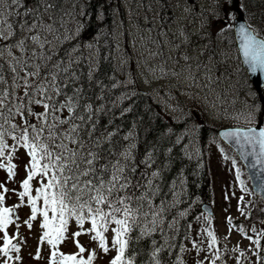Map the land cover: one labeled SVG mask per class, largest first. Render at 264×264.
<instances>
[{"label":"snow or ice","instance_id":"6c2138e0","mask_svg":"<svg viewBox=\"0 0 264 264\" xmlns=\"http://www.w3.org/2000/svg\"><path fill=\"white\" fill-rule=\"evenodd\" d=\"M113 3L115 0H0V169L6 170L7 179L14 181L18 165L13 160L18 159L17 152L23 149L29 158L24 164L20 191L10 190L6 182H0V264L21 260V245L26 241L19 231L20 218L13 213L23 206L30 209L23 221L29 230L38 216L42 217L34 258H42L41 247L47 244L48 264H93L96 250L85 258L82 254L87 249L77 238L90 235L91 241L97 242V247L107 254L109 230L111 249L116 253L109 264H186L182 256L172 258L180 218L189 211L177 210L183 180L179 182L180 191L176 190L175 181L169 191L164 190L170 179L166 170L174 162L173 147L184 136H176L173 141V128L166 126L167 131L161 137L149 142L146 129H150L151 122L145 124L136 103L142 97L135 68L137 65L142 70L147 68L144 83H150L147 77L155 76L157 70L160 73L157 79L178 78L180 72L167 71V62L158 68L148 65V59L161 56L162 51H149L143 63L134 61L125 51L119 60V74L115 68L106 70L104 62L115 58L110 53L101 55V40L105 48L110 47L108 40L118 41L121 35L114 29L124 24L123 19L117 22L106 18ZM233 4L237 0H214V10L204 27L213 32L217 30L214 25H222L218 29L221 32L236 27L239 48L249 70L264 73V36L250 23H239L238 27L232 23L239 20ZM105 26L104 33L94 30ZM149 40L155 43L151 37ZM115 47L120 48V44L117 42ZM191 59L190 55L183 56L188 66L185 80L191 82L188 88L193 92L194 108L199 69L203 67L205 72L211 69L198 61V71L193 74ZM207 79L211 81L212 77ZM215 82H219L218 76ZM254 83L256 99L244 117L249 126L230 128L220 135L237 145L250 147L251 152L245 158L255 157L252 166L259 164L264 168V90L259 78ZM169 108L173 112L179 108L186 117L185 124L195 119L191 110L179 105ZM165 139L172 147L163 143ZM232 164L241 190L248 193L235 159ZM34 180L39 185L35 189ZM260 188L264 190V185ZM10 191L18 195L19 203L6 207L5 198ZM169 196L174 199L169 201ZM244 199L241 195L239 202ZM238 210L247 218L246 206ZM73 220L78 230L70 233L69 224ZM211 220L210 214L204 217L206 247L203 239H192L191 249L183 244L178 246L182 253L195 250L197 256L210 254L196 259L195 264L218 261L225 264ZM227 222L230 234L234 227L231 216ZM86 223L90 227L85 228ZM12 225L16 231L10 235ZM190 227H185L186 239ZM238 230L254 245L249 250L256 259L251 260L239 245L232 249L225 245V252L238 253L236 264H243V260H248V264H264L261 255L264 231L257 232L253 226L254 237L243 226ZM157 233L162 242L154 236ZM69 237L78 251L66 254L60 246Z\"/></svg>","mask_w":264,"mask_h":264},{"label":"rangeland","instance_id":"374dc122","mask_svg":"<svg viewBox=\"0 0 264 264\" xmlns=\"http://www.w3.org/2000/svg\"><path fill=\"white\" fill-rule=\"evenodd\" d=\"M120 2L122 11L119 12L118 21L123 19L124 24L116 28V32L121 33L117 41L120 48L116 50L117 74L120 71L119 60L124 56L125 51L132 56L134 61L140 63H143L147 58L149 51H162L161 56L148 59V65L158 68L167 62V71L180 72L178 78L168 76L157 79L160 77L157 70L155 76L147 77L150 83H144L147 68L142 70L139 65L135 68L139 88L148 91L162 105L161 109L164 110L167 117H172V120L180 122H184L186 118L181 114L179 108L173 112L169 105H179L194 113L195 119L189 120L187 124L184 123L186 127H182L179 136H184V139L181 140L184 155L188 153L185 156L192 163H196L194 174L201 167L202 171L209 174V178L213 180L214 196L210 202L214 213L211 215V227L218 237L217 247L224 254L225 264H236L235 256L238 255L231 251L225 252V245L227 249L239 245L240 249L244 250L248 257L254 261L256 257L249 250L254 245H251V242L238 229L243 226L248 235L254 237L255 234L251 231L253 226L257 232L264 231V223H261L264 221V213L261 212V209H264V203L256 196L249 172L242 164L238 153L218 136V130L223 127L249 126L244 117L249 111L253 99H256L255 88L244 71L233 36L227 29L223 32L219 31L218 29L222 25H214L217 29L215 32L204 27L214 10V0H195V4H193V0H120ZM125 29L127 30L126 34ZM149 37L155 43L150 42ZM186 54L192 58L191 71L193 74L198 71L196 66L198 61L201 66L206 65L211 69L210 72H205L203 67L199 69V77L196 81L198 91L194 108L193 92L188 88L191 82L185 80L188 75V66L183 61V56ZM177 60H179V66H177ZM208 76L212 77L211 81L207 79ZM217 76L218 83L215 82ZM201 84L209 86L200 87ZM194 127L195 130H193ZM8 143L12 144V141L9 139ZM221 148L224 149V152L220 151ZM17 156L18 159L13 160V163L18 165L14 181L8 180L6 170L0 169V182H6V186L10 190L14 188L18 192L21 190L20 181L25 177L24 164L29 158L23 149L17 152ZM225 156L228 158L225 159ZM233 159L237 162L236 167L241 170V179L245 181L249 189L248 193L241 190L239 181L235 178ZM181 180L182 178L175 181L177 182V191H180L179 182ZM184 185L185 181L183 180V189ZM38 186L34 180L33 189ZM241 195L245 198L244 202H239ZM178 198L181 199L182 195ZM18 203V195L10 191L6 195L4 206L12 207ZM245 206L246 212H248L247 218L245 215H241L238 210L239 207ZM29 211L27 206H23L13 213L14 217L18 215L20 218L18 221L19 231L26 241L21 245L19 253L21 260L15 261L14 264H48L50 250L47 244L41 247L42 258L39 260L34 258L41 233L40 218L38 216L37 221L33 222V228L29 230L23 223L28 218ZM207 215L209 214L203 210L193 214L185 247L191 249L192 239L198 241L203 239L206 247L207 238L203 235V228L207 226L204 221V217ZM228 216L232 217L234 226L230 234ZM84 227L88 228L89 226L85 224ZM77 230L78 226L74 221H71L69 232ZM15 231V225L9 227L10 235ZM108 236L110 251L107 254L97 247V242L91 241L90 235L85 234L78 237L77 239L87 249L82 255L87 258L88 253L95 249L97 256L93 264H109L110 259L116 253L111 249V230H109ZM225 237L227 239H224ZM261 247L264 248V238L261 240ZM60 250L66 254L78 251L71 237L60 246ZM206 254L210 255L201 253L197 256L195 250H192L182 253V257L186 264H195L196 259H200ZM261 255L264 256V251L261 252ZM217 264H222V262L218 261ZM243 264H248V260H243Z\"/></svg>","mask_w":264,"mask_h":264},{"label":"trees","instance_id":"16d2710c","mask_svg":"<svg viewBox=\"0 0 264 264\" xmlns=\"http://www.w3.org/2000/svg\"><path fill=\"white\" fill-rule=\"evenodd\" d=\"M116 3V0H115ZM242 5L245 7V11L247 13L248 19L252 21L255 18L258 19V21L264 23V0H242ZM116 6L114 3L112 4V7L108 9V12L106 14V18L110 20H115L118 22V16L116 12ZM254 17H253V16ZM113 18V19H112ZM252 18V19H251ZM95 31L104 33L107 31V27L95 29ZM116 28L114 29V31ZM264 28H261V30H258L261 35H264ZM262 32V33H261ZM108 44L110 47L105 48L103 46V40H101V55H108L111 54L112 57L115 58L114 50H115V40L109 39ZM113 50V51H112ZM106 70H110L112 68L116 69V59H110L104 62ZM140 97L142 99L138 98L136 103L140 105L139 112L144 117L145 124H148V122H151L150 129H146L148 133V140L149 142H154V137H161L166 131L167 127L173 128V135L172 140L174 141L176 136H179L182 127L185 128L186 125L184 122H180L177 120H170L165 115L164 110L161 109V106L156 100L153 98V96L147 92L144 93L140 90ZM151 108V111H148V109ZM148 111V112H147ZM157 113H159V118H157ZM167 126V127H166ZM144 139V136L141 135V140ZM182 142V141H181ZM176 145L173 147V163L171 166L166 170L168 177L170 178L167 181V187H165V192L169 191L171 188V185L173 181H177L182 178V180L185 181L183 193H181L182 198L181 203L177 205V209L183 211L184 209L188 208V215L185 217L180 218V231L175 236V244L177 247L172 249V252L174 253V256L172 258H175L176 255L182 256V252L179 250V245L183 244L186 240L184 236L185 227L187 225H190L192 223L193 214L200 212V204L203 201H212L214 194L212 193L213 189V180L209 178V174L204 173L201 169V167L196 170V173L194 174L196 163H192L190 159L184 155L183 151V144ZM163 143L167 147H172V143H170L167 139L163 141ZM143 147H147V145H144ZM141 151L143 148L140 149ZM203 166V165H202ZM195 167V168H194ZM213 185V186H212ZM174 197L169 196L168 200H173ZM194 201V203H193ZM262 212V211H261ZM264 213V212H262ZM237 221V219H234ZM185 222V224H184ZM189 229H187L188 232ZM158 238V242H162V238L159 237V234H154Z\"/></svg>","mask_w":264,"mask_h":264},{"label":"water","instance_id":"95a60500","mask_svg":"<svg viewBox=\"0 0 264 264\" xmlns=\"http://www.w3.org/2000/svg\"><path fill=\"white\" fill-rule=\"evenodd\" d=\"M237 4H239V0H237ZM237 4H233V7L236 8L237 14L239 16V20L234 21V25H236L238 27L239 23H245V22H247V20L243 15V11L241 10V8H239L237 6ZM234 33H235V37H236L238 47H239V39L237 37L236 27H234ZM239 51L241 54V58L243 60V64H244L245 68L247 69V72H248L250 78L253 80V82L257 78H259V80L261 82L260 88L262 90V87L264 86V73H262L260 71H257L255 73L251 72L249 70L248 64L245 63L243 52L240 50V48H239ZM255 87H256V84H255ZM230 128H235V127L222 128L218 131L219 135H220V133H222V132H224ZM220 137L238 153L239 157L241 158L242 162L245 164V166H246V168L250 174V178L252 181L254 191L264 199V190H261V188H260V185H264V168H262L261 165H259V164H256L255 167L252 166L255 162V157L248 155L247 158H245V154L251 152L250 147H242L240 145L235 144L231 140L223 138L221 135H220ZM202 207H203V209H206L210 213L213 212L212 207L209 203L203 204Z\"/></svg>","mask_w":264,"mask_h":264},{"label":"bare ground","instance_id":"6f19581e","mask_svg":"<svg viewBox=\"0 0 264 264\" xmlns=\"http://www.w3.org/2000/svg\"><path fill=\"white\" fill-rule=\"evenodd\" d=\"M121 2H120V0H116V3H114V5L116 6V9H117V7H118V11L116 10V12H117V14H119V12L120 11H122V7H121V4H120ZM239 4H242V0H239ZM242 11H243V15H244V17L247 19V21H248V23H250L257 31L258 30H261V28H263V26H264V23L263 22H260V21H258V19L257 18H255L256 19V21L254 20V19H252V21H250L249 19H248V16H247V13H246V11H245V8H243V9H241ZM253 16V15H252ZM254 17V16H253ZM113 19V18H112ZM116 31V30H115ZM227 31L229 32V34L231 35V36H233V33H234V31H233V29H227ZM115 43H117V41L115 40ZM116 50H117V48H115V50H114V56H115V59H116ZM113 51V50H112ZM239 58H240V61H242V58H241V56L239 55ZM157 102V101H156ZM159 103V102H158ZM160 104V103H159ZM161 105V104H160ZM148 112V111H147ZM213 186V185H212ZM212 193H214V189H212Z\"/></svg>","mask_w":264,"mask_h":264}]
</instances>
